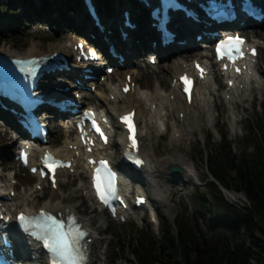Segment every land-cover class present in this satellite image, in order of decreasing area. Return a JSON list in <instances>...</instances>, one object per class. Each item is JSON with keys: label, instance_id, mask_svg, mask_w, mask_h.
I'll use <instances>...</instances> for the list:
<instances>
[{"label": "rangeland", "instance_id": "1", "mask_svg": "<svg viewBox=\"0 0 264 264\" xmlns=\"http://www.w3.org/2000/svg\"><path fill=\"white\" fill-rule=\"evenodd\" d=\"M33 1L34 0H15L12 6L11 0H0L4 7H11L15 13L14 15L8 10H5L4 13L0 11L2 13L0 15V48L9 47L13 52L23 54L30 46L35 45L38 51L48 53L55 47L61 49L69 45L73 39L79 36L77 34L81 32L77 31L78 28L76 27V23H78V19L76 18L80 16L78 9L76 12L74 11L73 14H68V9L75 8L76 2L80 3L79 1L73 0L72 3V0H64L66 4L70 5L66 10H63L59 5L60 0H47L46 3L42 2L43 0H35L34 2L36 5L34 3V5L32 4ZM97 1L99 2L98 4L101 3L103 6H106V3L110 6L114 2V0ZM118 2H120V0ZM30 3L34 10V6H36L38 10L34 11L31 9ZM121 3L124 4L123 0H121ZM58 8L61 10H58ZM122 13L123 11L121 8L119 10V15ZM18 17L20 18L18 19ZM81 18L80 21L85 24L84 18L82 16ZM142 32L144 33V31ZM241 33L249 37L248 32L245 30L242 29ZM258 33L259 37H262V42V40H264V35L262 32ZM202 46L201 48H197V50L204 48ZM194 50L188 49L187 51L194 52ZM180 52L184 54V52ZM204 53L209 55L208 50H205ZM147 55L141 50L134 60L135 66L139 69L137 82L142 88L146 89V87H148L151 89L154 83L159 80L163 84L160 85V88L163 91L166 90L170 74L166 73L162 67L164 59H161L158 65H149L147 63ZM208 62L210 61L208 60ZM255 66L263 70V75H261L262 73L259 71V73H261L259 75V80L262 83L258 90L254 88L250 89L251 91H247L243 97L234 98L229 105L224 101L227 99L226 96H216V92L211 91L207 96L209 114H207L206 110L200 114L198 125L193 128L192 132L187 131V128L183 124L186 131L183 132L182 139L177 140L171 138L172 129L170 124L172 122L182 124V121L178 119L176 111L173 110L171 112L172 114L167 118L169 127L166 128V131L161 132V129H156L152 132L151 139L144 141L146 152L149 153L151 157L165 160L173 158L175 163L169 164L167 171L159 173V176H157L159 182L162 178L165 180L163 184L159 185V190L167 197V205H162V203L157 201L150 184L139 183L141 187L140 190L147 196L148 205L136 209L134 215H136L137 221L131 219L127 222H121L111 219L105 212L98 210L93 199L84 195L83 191L76 190L78 184L81 182L87 185L86 174L79 167L75 174L67 173L65 176L61 177L63 181L59 183L57 190H52L49 186L45 185H43L42 190H35V176L29 174L24 168L17 164L15 159H13V155L17 150L11 143L15 139L18 142L19 138L15 131L2 122V119H6L5 116L0 119V169L3 170L1 176L11 171L15 172L14 178L18 181L15 188L16 201L19 207L25 206L29 208L32 205L36 209L47 200L57 198L59 196V190L65 195L63 199L64 204H80L77 215H79V217L92 219L90 228L96 231L98 235V241L93 244V249H91L92 257L95 259L94 264H110V257L113 255V247L117 244L118 239H120L122 243L130 237L132 238L136 228L146 229L158 234L161 214L169 219H173L178 215L184 216L187 220H192L193 218L198 221L205 233L209 234L211 231L215 232L217 229L210 230L208 228L207 218L209 214L207 213L204 215L199 212L201 208L198 206L194 196L196 188H198L197 190L206 191L207 189L204 183L211 180L210 177L206 178L205 164L199 161L195 152L199 143L202 144L206 142L208 133L212 136V143H217L220 138L218 130L223 131L227 139H230L233 151H239L241 146L238 139L246 129V120L254 116L256 112H258V114L261 113V109H264V44L259 46V55L255 61ZM117 69L118 68L114 67L113 72L107 76L105 82L108 81L114 84V75ZM122 74L123 71L120 72L119 76H122ZM57 78H59L58 80L64 79L63 77ZM51 80L56 82L54 78H51ZM46 81L47 80H45V82ZM219 84L220 87L223 88L220 80ZM100 87H104V82ZM219 93H221V90H219ZM85 101L86 103L89 102L88 99H85ZM90 101L91 104L97 106L98 100L93 94ZM122 103L123 100L116 102L115 107L119 108ZM182 103L184 104L183 100ZM232 106L235 108L233 116L235 115L234 117L238 120L235 129L231 128L232 117L229 113ZM58 121H60V118L51 114V117H49L51 131L50 145L53 148L62 146L67 137H73L72 133L68 135L66 129L60 127ZM111 122L113 126V135L109 151L112 153L113 162L118 165L121 162V147L117 144L119 129L114 118H111ZM140 126L141 124H139V127ZM5 132L9 134L7 138L4 136ZM180 165L188 166L190 174H187ZM171 166H178L182 171H172ZM124 176L129 178L132 182L130 188L136 185V180H138L139 177L136 176L131 179L127 174H124ZM2 178L3 181L0 182V186L4 187L6 183L5 176ZM168 178H170V180ZM9 183L13 184L14 180L9 181ZM131 190V193L135 192L133 188ZM148 212H154V218L156 219L155 223L148 218ZM212 216L216 218L222 217V213L213 210ZM132 226L136 228H132ZM17 247H19V251L22 249L20 245ZM23 261H29L27 255H24ZM41 264H46L44 257L41 259ZM121 264L129 263L122 260Z\"/></svg>", "mask_w": 264, "mask_h": 264}, {"label": "trees", "instance_id": "2", "mask_svg": "<svg viewBox=\"0 0 264 264\" xmlns=\"http://www.w3.org/2000/svg\"><path fill=\"white\" fill-rule=\"evenodd\" d=\"M5 10L15 15L0 2V11ZM246 122L238 152L220 130L217 143L208 133L195 152L205 164L206 178L214 180L204 183L206 191L196 188L194 196L199 212L209 214L208 228L217 231L207 234L196 219L161 214L158 234L132 226V238L118 239L110 264H264V109ZM220 187L244 193L249 205L240 209L229 203ZM213 210L222 217H213Z\"/></svg>", "mask_w": 264, "mask_h": 264}, {"label": "bare ground", "instance_id": "3", "mask_svg": "<svg viewBox=\"0 0 264 264\" xmlns=\"http://www.w3.org/2000/svg\"><path fill=\"white\" fill-rule=\"evenodd\" d=\"M35 1V0H34ZM32 2V4L35 2ZM38 1V0H36ZM63 4H62V2ZM119 0H114L113 4L115 6V10L118 14V9L121 7H124L127 5V2L125 0H123V3L118 2ZM32 4L30 3L29 5L30 8L32 7ZM33 4V5H34ZM36 5V4H35ZM59 5L61 6V8L63 10H66L67 7H70V5L66 4L64 0H60L59 1ZM35 7V10H38ZM33 9V7L31 8ZM145 9V8H144ZM34 10V9H33ZM34 10V11H35ZM58 10H61L60 8H58ZM117 14L114 15L113 17V21L108 22L109 17L106 15V13L104 12L102 14V19L104 20V24H105V30L104 32H100L99 30H96V33L98 35V39H97V43L100 44L101 43V48L103 49V37H107L108 41L113 43L115 45V47L117 48L118 52L121 53L122 55H124L126 57V62L123 65H118L116 63V59H111V62L114 63L118 69L116 74L114 75V79L115 82L117 84H112L107 82H104V87L101 88L98 86L99 90H95L93 93L91 92H87L85 94H83V98L80 100V102L85 103L84 98L86 96L89 95H94L96 97V99L98 101H100L102 103V105L105 107V111L108 114L109 119L113 117V115L117 118V116H119L121 113L128 111L130 108L135 107L137 110L136 116H137V120L138 122L141 124L140 126V136H141V155L145 158L146 163L145 165L142 167V172L139 175V180H136V185L134 186L135 192H138L140 190V184L141 183H147L150 184L154 195L156 196V199L158 202L162 203V205H167L168 199L167 197L159 190V185L164 183V179H157V176H159V173L165 172L167 171L168 165L169 164H174L175 160L173 158H170L169 160H165V159H157L155 157H151L149 153L146 152V149L144 147V141L145 140H150L151 139V135L152 132L156 129H160V127L162 125H164L165 127H168V122H167V118L172 114L171 112L173 110H176V113H178L179 111L183 112V120H182V124H178L176 122H172L170 124V127L172 129V139H177V140H181L182 139V135L183 132L186 131L185 127L187 128V131L192 132L193 128L195 126L198 125V118L200 116V114L202 112H204L205 110L207 111V114H209V105H208V100H207V96L209 95L210 90L217 92V96H226L227 94L231 95L230 99L224 100L226 104H230L232 102V100L234 98H240L243 97L245 95V93L247 91H251L248 90V86L252 84L254 89H259L260 85H261V81L259 80L260 78V74L263 75V70L259 69V67H255V65L253 64V66H251V71L253 72L252 75L250 76H245V77H239L236 88L231 89L230 91H222L220 94L218 93V89L219 84L217 81V74L216 72H211L210 74V82L203 84V85H198L196 88V96L195 99L193 101V103L191 104V106H188L184 103L181 102V99L179 97V91L176 88L173 87H168L166 90H162L160 88V85H163L162 82H160L159 80L157 82L154 83L153 87L151 89H149L148 87L142 88V87H136L135 91L132 93H127V94H122L121 92H119L117 85L123 84L125 82V77L123 76H119L120 72L123 71V74L126 73H130L133 77H135V79L138 81V75H139V69L135 66V64H133L132 59L134 57H136L139 54V48H142L143 50L148 51L149 50V46L147 44V40L145 38H142L139 42H137L135 39L139 38V35L141 34L142 31H140V28H138V31L135 32V35H131V30L129 29H124V31H128L129 35L127 36L126 40H122L121 36L119 34V29H118V21H117ZM135 20H137L140 23V17L137 15H133L132 16ZM67 18V17H65ZM147 18V17H145ZM116 19V20H115ZM187 21H191V19H188ZM193 25H195V29L186 33L180 29H178L177 27L174 28V31L177 33V37L180 39H186V41L188 42V45H193L196 47H199L197 42H195L194 34L198 29L201 28V25L198 23H193ZM90 28L93 29L94 26L89 24ZM110 29L111 33H108L107 30ZM243 30H245L246 32H248L249 36L252 35V33H254L253 29H247L244 28ZM262 34L264 35V31L262 32ZM259 36V33H258ZM74 42V40H72V43ZM72 43L70 45H72ZM203 45V44H201ZM200 45V46H201ZM175 48L177 49H183L182 46H177L174 45ZM69 49H67V45L64 46L63 48H59V47H55L54 49H52L50 52L48 53H42L40 51H38L37 47L35 45L30 46L25 53L23 54H17L15 52H13L9 47H1L0 48V53H4V54H8L11 56H23V57H28L31 55H38V54H51L54 51H67L68 52ZM205 49L202 50H195L194 52H188V51H183L184 54H181V52H176L174 54H162L159 53L157 55V63L156 65H158L160 63V60L164 59V63L162 64V67L164 68V70L166 71V73L170 74L171 77H173L176 74H180L181 72L185 71L186 65H189V61L191 60V58L195 57V58H202V55L204 53ZM150 52V51H148ZM129 63H131L129 65ZM85 67V64H78L76 66V70L72 73L75 74V76L81 81L83 82L84 85H86L85 81L82 80L80 77H78L76 74L77 73H83L84 71L82 70ZM105 68V67H104ZM259 71H261V73H259ZM168 77V76H167ZM170 77V78H171ZM132 79V77H131ZM249 79H251V81L249 82ZM240 83H243L245 85V89H239V85ZM58 84V83H57ZM89 85V84H88ZM148 86V85H147ZM106 92V93H105ZM72 94L74 93L73 91L71 92ZM208 93V94H206ZM109 94H112L114 96L113 100H109L107 96H109ZM170 95L173 96V98H170ZM122 101L123 103L119 106V108L115 107L116 102L118 101ZM152 104H156V109L153 110L152 109ZM166 110L165 114H162V110ZM235 108L232 106V108H230V112L234 113ZM4 114L5 112L2 111L0 109V115ZM235 117H233V121L232 123V128L233 126L237 123V119H234ZM183 124L185 125V127L183 126ZM64 127H70L69 125H64ZM117 127L119 128V137L117 139V144L120 145L121 147V156H122V149L124 150L126 147V143H127V138H126V134L125 132L121 129L120 126L117 125ZM156 134V133H155ZM175 134H179L178 137L176 138ZM4 136L7 138L9 136V134L7 132L4 133ZM12 139V138H11ZM16 143V144H13ZM76 143L75 140L70 141V140H65L64 144L60 147H55L53 150L56 154V156H65L66 152L68 151V145L69 144H74ZM12 146H16L18 144L17 140L15 139L12 143ZM49 143H47L44 147H49ZM107 150V149H106ZM35 152L37 153V155L41 154V150H38V146H33L32 148V153ZM79 152H81V150H79ZM79 164L81 170H83L84 172H88L86 166L84 165V161H82L81 155H79V157L76 158V164ZM122 168L126 169L124 164H122ZM183 167V170H185V172L187 174H190V169L188 166L186 165H180ZM76 167H75V171H76ZM62 176H65V174L62 172L61 173ZM170 180V178H168ZM3 180L0 179V182H2ZM63 181L62 178H59V183H61ZM38 183H40L41 185L44 184V181L38 180ZM118 183L121 187H124L125 190L129 191L130 188V182L128 179L122 177L121 175L118 177ZM140 183V184H139ZM1 185V184H0ZM132 185V184H131ZM4 187L0 186V201H4L5 203L3 204L8 210H11L12 207L15 208V211L17 210H23L25 212H31V213H35L37 212V210L39 208H46L47 210H51L54 213L61 211L64 212L67 208L71 209L73 212L78 213L79 208H80V204L78 203H72V204H64L63 199L65 197V195L59 190V196L53 200H47L45 203H43V205L38 206L36 209L34 208V206H30L29 208H26L25 206L19 207L17 205V199L16 197H12L10 199H6L3 198V196H8L9 192H10V188L9 186H7V184L5 183ZM76 190L79 191H83V190H87V192L89 191V186H86L85 183L81 182L78 184ZM223 190V195L225 197V199L235 205L238 208H244L246 206H248L249 204H247L246 206L243 205L242 203V198H243V202L249 203V201L247 200L246 196L244 195V193L242 192H236V191H232V190H226V189H222ZM148 201L143 204V205H147ZM143 205H141L140 207H142ZM15 213V212H14ZM79 221L82 222L83 226L85 228H87V230L90 232V236L93 238V241L90 243L89 245V249H90V256H89V261L88 264H94L95 263V259L93 257H91V249H93V244L96 243L98 241V235L96 233V231L89 229V227L91 226L92 223V219L90 218H86V217H80ZM11 229V227H9ZM12 230V229H11ZM25 241L29 240V237H24ZM26 247H24L27 250L32 251L35 254H38V245L36 244L35 241L32 242V244H24Z\"/></svg>", "mask_w": 264, "mask_h": 264}, {"label": "snow or ice", "instance_id": "4", "mask_svg": "<svg viewBox=\"0 0 264 264\" xmlns=\"http://www.w3.org/2000/svg\"><path fill=\"white\" fill-rule=\"evenodd\" d=\"M242 43L239 38H230L228 41L223 42L217 49L218 58L222 59L226 56L231 62L235 63L237 58H242ZM253 54H255L254 50ZM200 71L203 74V69H200ZM182 80L185 85L184 91L189 93L191 81L187 77H183ZM132 116L133 114L130 113L121 119L129 131L130 147L135 149L137 147L136 129ZM93 127L106 141L104 133L95 120H93ZM133 162L136 165L143 163L138 158L134 159ZM45 166L53 174V186H55V170L57 167L65 165L55 162L51 156H46ZM93 186L102 203L107 205L111 199H119L116 196L114 174L108 168L107 161H100L99 166L95 169ZM18 219L26 229L36 230L34 234L43 241L44 247L50 253L51 264H85L86 253L81 240L86 236V233L76 224L74 217L71 218L68 224H65L63 221L57 220L53 215L42 211L39 217L29 218L21 214Z\"/></svg>", "mask_w": 264, "mask_h": 264}, {"label": "water", "instance_id": "5", "mask_svg": "<svg viewBox=\"0 0 264 264\" xmlns=\"http://www.w3.org/2000/svg\"><path fill=\"white\" fill-rule=\"evenodd\" d=\"M172 169L175 171V170H182V169H180L178 166H174V167H172ZM211 180H214L213 178H211Z\"/></svg>", "mask_w": 264, "mask_h": 264}, {"label": "built area", "instance_id": "6", "mask_svg": "<svg viewBox=\"0 0 264 264\" xmlns=\"http://www.w3.org/2000/svg\"><path fill=\"white\" fill-rule=\"evenodd\" d=\"M242 203H243L244 206H246L247 204H249V203L243 202V198H242Z\"/></svg>", "mask_w": 264, "mask_h": 264}]
</instances>
